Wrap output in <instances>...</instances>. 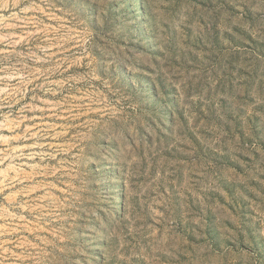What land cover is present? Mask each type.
I'll list each match as a JSON object with an SVG mask.
<instances>
[{"label": "rangeland", "instance_id": "374dc122", "mask_svg": "<svg viewBox=\"0 0 264 264\" xmlns=\"http://www.w3.org/2000/svg\"><path fill=\"white\" fill-rule=\"evenodd\" d=\"M0 264H264V0H0Z\"/></svg>", "mask_w": 264, "mask_h": 264}]
</instances>
